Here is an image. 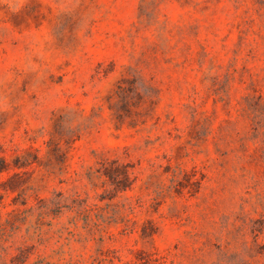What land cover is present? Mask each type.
Segmentation results:
<instances>
[{
    "label": "rangeland",
    "instance_id": "374dc122",
    "mask_svg": "<svg viewBox=\"0 0 264 264\" xmlns=\"http://www.w3.org/2000/svg\"><path fill=\"white\" fill-rule=\"evenodd\" d=\"M0 264H264V0H0Z\"/></svg>",
    "mask_w": 264,
    "mask_h": 264
},
{
    "label": "trees",
    "instance_id": "16d2710c",
    "mask_svg": "<svg viewBox=\"0 0 264 264\" xmlns=\"http://www.w3.org/2000/svg\"><path fill=\"white\" fill-rule=\"evenodd\" d=\"M131 167L129 163H121L118 159H107L103 162L102 174L107 177L114 192L127 190L133 185L134 178L131 177ZM51 202L54 203L55 201ZM54 204L59 205V202Z\"/></svg>",
    "mask_w": 264,
    "mask_h": 264
}]
</instances>
